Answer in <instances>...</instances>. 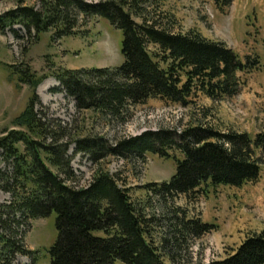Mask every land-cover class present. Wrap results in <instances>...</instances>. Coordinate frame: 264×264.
Here are the masks:
<instances>
[{"label": "trees", "instance_id": "trees-1", "mask_svg": "<svg viewBox=\"0 0 264 264\" xmlns=\"http://www.w3.org/2000/svg\"><path fill=\"white\" fill-rule=\"evenodd\" d=\"M144 0H41L39 8L18 6L0 15V32L20 38L53 31V39L78 35V27L101 17L123 33L124 62L115 68L61 69L55 73L56 91L64 92L79 111H97L126 124L133 110L151 99L188 107L201 94L212 101L234 98L243 89V76L260 69L257 56L245 62L225 42L201 34H174L143 14ZM221 13L234 0H214ZM142 19L138 23L134 17ZM149 45L156 47L155 52ZM32 88L24 112L11 130L0 135V193L10 195L0 204V264H14L17 256L32 259L24 237L33 220L56 213L58 237L49 249L51 264H190L182 255L191 253L194 241L217 229L200 219L175 216L156 241L152 218L136 205L115 175L100 170L92 183L78 188L69 155L74 145L98 164L109 157L145 162L148 154L171 158L178 150L176 172L167 182L149 183L144 189L161 201L179 196L198 197L202 186L241 188L256 183L264 167V132L255 137L209 127L181 133L147 131L110 143L104 137L66 140L68 133L47 113L41 112L36 92L44 77L29 67L14 71ZM95 232H103L97 236ZM168 259V261H166ZM204 264V263H200ZM208 264H264V231L247 237L227 258Z\"/></svg>", "mask_w": 264, "mask_h": 264}, {"label": "rangeland", "instance_id": "rangeland-1", "mask_svg": "<svg viewBox=\"0 0 264 264\" xmlns=\"http://www.w3.org/2000/svg\"><path fill=\"white\" fill-rule=\"evenodd\" d=\"M18 2L0 0V15L15 9ZM24 5L39 8L41 0H24ZM141 8L147 20L174 34L193 31L209 40L225 42L244 62L246 56H257L260 69L242 77L245 84L234 98L214 102L198 94L188 107L151 99L137 106L129 121L121 124L97 111L77 110L73 99L56 91L59 83L54 75L61 69L115 68L123 64V33L107 19L92 17L78 27V35L61 39H53V31L38 38L28 37L19 28L20 38L9 30L4 35L0 32V135L14 128L15 119L24 112L32 96V88L14 74L26 67L36 77H44L36 90L42 103L38 109L69 134V141L97 136L116 143L147 131L169 130L179 134L198 126L252 137L264 132V0H234L226 13L217 10L214 0H144ZM134 19L142 22L136 16ZM148 48L151 52L157 50L153 45ZM74 150L72 145L69 155L77 177L74 185L89 186L100 170L115 175L119 184L129 190L133 202L152 218L150 229L156 241L175 216L215 224L216 230L194 241L190 255L182 254L190 264L223 260L247 237L264 231V167L256 183L241 188L202 186L198 197L179 196L166 203L144 186L169 181L176 172V160L183 159L180 151H170L172 157L167 159L148 154L145 162L109 157L95 164ZM0 168H7L1 159ZM9 200V194L0 193V204ZM56 217L54 212L32 221L24 243L35 252L34 263L28 257L17 256L14 264H51L48 251L58 237ZM95 234L104 236L103 232ZM114 264L125 263L116 260Z\"/></svg>", "mask_w": 264, "mask_h": 264}, {"label": "crops", "instance_id": "crops-1", "mask_svg": "<svg viewBox=\"0 0 264 264\" xmlns=\"http://www.w3.org/2000/svg\"><path fill=\"white\" fill-rule=\"evenodd\" d=\"M262 176V175H261ZM261 178V177H260Z\"/></svg>", "mask_w": 264, "mask_h": 264}]
</instances>
